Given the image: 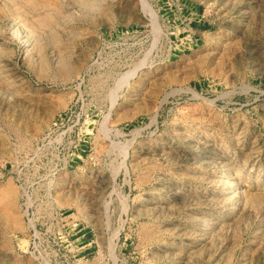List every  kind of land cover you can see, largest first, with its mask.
<instances>
[{
    "label": "rangeland",
    "instance_id": "obj_1",
    "mask_svg": "<svg viewBox=\"0 0 264 264\" xmlns=\"http://www.w3.org/2000/svg\"><path fill=\"white\" fill-rule=\"evenodd\" d=\"M0 264H264V0H0Z\"/></svg>",
    "mask_w": 264,
    "mask_h": 264
}]
</instances>
